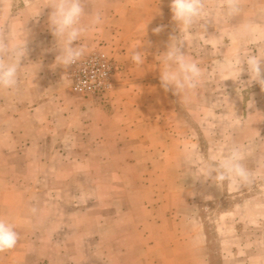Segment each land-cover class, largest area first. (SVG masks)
I'll return each instance as SVG.
<instances>
[{
    "label": "crops",
    "instance_id": "1",
    "mask_svg": "<svg viewBox=\"0 0 264 264\" xmlns=\"http://www.w3.org/2000/svg\"><path fill=\"white\" fill-rule=\"evenodd\" d=\"M97 9L103 13V23L74 44H83L86 52L100 44L114 50L122 71L111 91L100 98H87L58 84L0 90V142H7L0 148V158H8L7 164L0 161V217L14 222L20 234L14 250L0 253V264H56L65 254L70 258L89 251L81 238L101 235L93 230L97 228L94 223L107 204L122 217L121 222L126 220L127 229L119 235L122 254L140 250L142 245L150 246L154 253L159 250L144 226L152 211L163 206L155 197L150 199L151 190L160 194L175 186L179 170H189V150L177 117L189 116L180 108L183 95L166 92L159 79L160 53L168 44L162 46L159 41L172 30L170 24L145 18L139 1L116 0L98 8L94 0H86V11ZM1 10L11 13L15 8L0 4ZM32 20L43 32L38 30L31 42L39 58L30 60L27 55L23 61L19 76L25 81L47 74L59 54L47 18ZM157 27H162L159 33L153 31ZM137 47L146 52L143 65L131 61V52ZM58 67L64 75L65 67ZM4 97L8 101H2ZM22 123L32 127L19 134L25 145L18 150L16 125ZM184 176L187 174H181ZM65 193L72 195L62 197ZM145 208L148 216L142 215ZM174 250L176 245L170 248Z\"/></svg>",
    "mask_w": 264,
    "mask_h": 264
},
{
    "label": "rangeland",
    "instance_id": "2",
    "mask_svg": "<svg viewBox=\"0 0 264 264\" xmlns=\"http://www.w3.org/2000/svg\"><path fill=\"white\" fill-rule=\"evenodd\" d=\"M94 1L98 8L116 3V0ZM127 1L130 4L139 1L145 8V18L149 16L159 25L170 24L168 29L172 32L160 39V45L169 43L171 36L179 34L172 19L171 0ZM46 3L47 0H0L1 5L15 8L11 13L0 11V38L23 43L28 34L26 46L30 60L39 58L31 42L41 30L32 18H48L51 11L48 8L37 17ZM222 3L223 0H207L213 16L183 37L188 42L185 49L195 56L205 75L201 86L187 95L182 94L183 98L179 101L180 108L189 116L177 117L181 123L180 132L186 137L185 147L196 157L219 156L220 149L233 142L247 145L249 154L245 164L256 173L255 180L240 188L227 181L217 185L211 178L200 177L196 160L191 164L187 162L189 170H179L175 186L162 189L160 194L155 188L151 190L154 194L150 199L155 197L159 204L163 203L160 211H152L150 219L144 222V226L150 229L149 240L159 247L157 253L149 250L150 246L142 245L140 250L122 254L123 242L119 235L127 229L126 220L121 222L122 217L114 212L111 204H107L94 223L97 228L93 229L91 225V230L101 235L81 238L80 243L90 250L76 256L71 254L70 258L65 254L56 264H69V260L72 264H163L166 261H173L174 264H264V88L257 82L248 84L246 70L239 79L236 71L228 70L229 61L240 51L251 47L253 54L259 51L264 55V0H239L240 12L232 17L223 15ZM22 6L28 10H18ZM244 25L250 26L245 36L226 38ZM97 49H103L112 56L119 68L111 91L119 81L122 65L114 50L103 44L91 46L85 55ZM44 57L40 56L47 61ZM223 69L228 72L217 76V72ZM63 71L64 75L54 63L47 74L42 72L27 81L19 76L18 86L58 84L69 89L67 67ZM240 81L245 82L243 88ZM2 101H8V97ZM28 127L31 129L32 126L24 123L16 125L18 150L25 145L19 134H24ZM4 145L7 146V142H0V148ZM22 159V156L17 157V163ZM0 161L3 165L7 164L8 158L1 157ZM180 163L178 158L177 164ZM183 173L187 176L181 177ZM71 195L65 193L62 197ZM141 212L143 216H148L149 209ZM100 219L102 222L97 223ZM84 226L89 228L88 222ZM133 227H136L135 224ZM175 245L176 250L170 251Z\"/></svg>",
    "mask_w": 264,
    "mask_h": 264
},
{
    "label": "clouds",
    "instance_id": "3",
    "mask_svg": "<svg viewBox=\"0 0 264 264\" xmlns=\"http://www.w3.org/2000/svg\"><path fill=\"white\" fill-rule=\"evenodd\" d=\"M51 9L47 23L51 34L56 39V48L59 54L55 63L62 67L76 64L86 54V47L74 42L95 31L103 23V13L100 10L86 11V0H47L39 15L44 9ZM170 8L172 19L179 29L178 35L170 37L167 50L160 53L159 67L161 87L174 95H187L198 89L204 79V70L194 60L185 47L188 42L183 38L194 27L211 18L213 13L207 6V0H171ZM223 15L232 17L240 12L239 0H223L221 5ZM35 17V18H37ZM206 28V24L203 25ZM162 27L153 29L159 33ZM250 31L249 25L242 26L236 33L239 37ZM27 37L23 43L8 41L0 38V90L15 91L19 84V75L25 66L23 62L27 56ZM134 48L131 52V61L143 65L146 52ZM246 65V69H245ZM229 71H236L238 79L245 70L249 75L248 84L257 82L264 88V55L259 51L255 54L250 47L247 51L238 52L228 63ZM243 88L245 82L240 81ZM252 104L249 106L251 107ZM249 154L247 145L235 143L222 147L220 155L196 157L193 153L186 154V160L191 164L197 161L200 177L211 178L217 185L227 181L232 186L240 188L252 183L256 173L250 170L245 160ZM215 173V175H213ZM199 177V178H200ZM20 240L16 224L9 219L0 217V253L14 250Z\"/></svg>",
    "mask_w": 264,
    "mask_h": 264
},
{
    "label": "built area",
    "instance_id": "4",
    "mask_svg": "<svg viewBox=\"0 0 264 264\" xmlns=\"http://www.w3.org/2000/svg\"><path fill=\"white\" fill-rule=\"evenodd\" d=\"M118 66L107 52L97 49L67 67L70 91L87 98H100L114 86Z\"/></svg>",
    "mask_w": 264,
    "mask_h": 264
}]
</instances>
